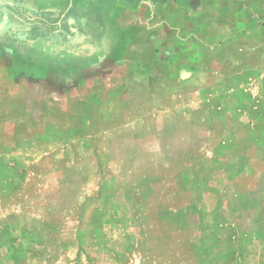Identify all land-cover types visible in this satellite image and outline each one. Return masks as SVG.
<instances>
[{
  "label": "rangeland",
  "instance_id": "rangeland-1",
  "mask_svg": "<svg viewBox=\"0 0 264 264\" xmlns=\"http://www.w3.org/2000/svg\"><path fill=\"white\" fill-rule=\"evenodd\" d=\"M172 5L111 41L103 3L98 57L11 65L0 264H264V17Z\"/></svg>",
  "mask_w": 264,
  "mask_h": 264
},
{
  "label": "crops",
  "instance_id": "crops-1",
  "mask_svg": "<svg viewBox=\"0 0 264 264\" xmlns=\"http://www.w3.org/2000/svg\"><path fill=\"white\" fill-rule=\"evenodd\" d=\"M103 3L111 4V9L105 16L107 22L104 26L105 36L111 41L112 39L115 41L114 36L120 40L122 35L116 31L117 21L121 24L134 23L136 27L146 32L151 28L154 29L153 26H156L154 24L160 25L163 22L160 14L161 11L164 12L163 5L166 3H172L173 8L175 4L188 3L192 5L191 7L198 5L199 14L205 15L198 25L201 26L203 21L208 20L207 14H210L217 19L216 25L225 24L228 31L235 29L226 18L231 16L229 13L240 14L241 18L237 20L240 27L242 24L239 21L242 18L263 19L264 17V0H234L233 4H226L223 0L189 2L187 0H32L29 3L25 0H11L8 6L9 13L6 14L0 9V94H11V65L15 63L18 68L23 69L21 65L23 58H31L32 54L45 51L46 46L51 52H64V49H68V53L72 52L76 57L84 56L87 60L98 57V51L105 48L97 46L94 29L97 13L105 8ZM188 11L192 13L191 8ZM167 13L173 14V9L168 8ZM169 14L168 22L171 17ZM235 15L238 16L237 13ZM6 35L13 37L11 43L6 39L4 41ZM214 37L217 40L221 38L218 33H215ZM14 40H18L17 43H14ZM189 49L190 47L184 44L182 48L175 46L174 51H189ZM52 54L51 58H45L47 61L45 65L35 63V69L48 68L51 66L50 60L55 61L53 66L60 65L63 56ZM5 55H8L7 60L4 58Z\"/></svg>",
  "mask_w": 264,
  "mask_h": 264
},
{
  "label": "water",
  "instance_id": "water-1",
  "mask_svg": "<svg viewBox=\"0 0 264 264\" xmlns=\"http://www.w3.org/2000/svg\"><path fill=\"white\" fill-rule=\"evenodd\" d=\"M9 4H11V0H0V9L5 11L6 14L9 13Z\"/></svg>",
  "mask_w": 264,
  "mask_h": 264
}]
</instances>
